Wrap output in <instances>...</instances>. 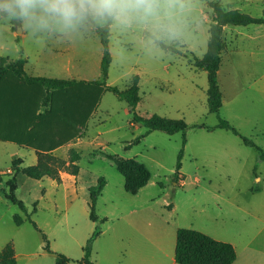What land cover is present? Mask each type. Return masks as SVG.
I'll return each instance as SVG.
<instances>
[{
	"label": "rangeland",
	"instance_id": "374dc122",
	"mask_svg": "<svg viewBox=\"0 0 264 264\" xmlns=\"http://www.w3.org/2000/svg\"><path fill=\"white\" fill-rule=\"evenodd\" d=\"M209 1L264 17V0H184L183 8L176 6L163 18L164 29L112 22L106 83L123 90L138 76L141 100L133 108L106 91L81 141L58 152L64 167L57 179L19 173L15 194L25 213L7 199L6 182L16 158L28 167L38 157L0 140V252L11 243L17 264H55L56 253L68 257L69 264H81L98 231L91 243L95 264H170L177 230L191 228L231 243L237 252L233 264H264V160L239 136L217 127L226 120L264 150V24L224 28L226 47L218 70L223 104L211 113L208 73L192 63L208 49L214 24ZM98 27L64 37L63 43L34 42L16 36L15 29L0 28V56L23 57L27 71L38 76L101 81ZM155 39L179 52L165 51ZM135 113L183 120L188 128L173 135L146 134L142 123L133 122ZM117 159H137L150 171L137 194L125 190ZM74 164L78 170L71 174ZM100 178L106 184L93 221L90 189ZM15 215L22 216V225L15 224Z\"/></svg>",
	"mask_w": 264,
	"mask_h": 264
},
{
	"label": "trees",
	"instance_id": "16d2710c",
	"mask_svg": "<svg viewBox=\"0 0 264 264\" xmlns=\"http://www.w3.org/2000/svg\"><path fill=\"white\" fill-rule=\"evenodd\" d=\"M208 1V0H207ZM213 9L214 24L210 29L208 49L202 59L193 58V64L208 73V107L209 112L218 113L222 107V93L218 81V70L222 63V55L225 50L224 28L228 25L249 26L252 24H264V17H253L242 14L237 10H226L219 3L209 1ZM112 21L105 26H99L97 31L100 36L103 48V57L101 61L102 80H66L52 79L47 77H33L25 71L27 60L23 57L10 59L0 56V113H4L2 118L7 119L11 114L12 121L16 126L27 125L29 127L37 126L46 118H54L56 114L61 116L63 122L64 137L57 142L56 146L44 147L37 146L31 141L21 138L18 135L5 137L0 135V140L15 143L17 145L34 149L38 154V163L36 165L21 167L22 158H16L12 162V177L6 182L8 192L5 195L9 201L19 206L25 213L27 208L23 201L16 197L18 188L17 175L23 173L33 179H42L50 177L57 179L60 169L64 167V161H61L50 152L58 147L66 145L71 141L82 138L88 129L89 122L94 116L103 94L106 91L113 93L117 98L126 102L129 106L135 108L141 97L139 95V77L134 76L131 84L126 89H119L116 86L108 85L106 79L108 70L112 61L109 50L110 27ZM158 46L167 52L178 53L175 45H167L161 40L155 39ZM8 87L14 88V93L7 91ZM14 95V96H13ZM14 97V98H13ZM39 99L37 105L32 103L33 99ZM24 100L27 104H22ZM49 106V109L41 113L43 108ZM39 113V114H37ZM48 114V116H46ZM134 123H142L147 133L155 130L163 131L168 135L187 130L188 126L183 120L167 119L158 115L143 117L137 113L134 114ZM218 128L229 130L239 136L243 143L259 152L261 160H264V150L261 149L253 140L240 134L228 121L221 119ZM186 139H183V146ZM183 150L180 151L177 169L181 168V157ZM79 158V157H78ZM74 159L73 163L78 160ZM51 162L57 164L52 165ZM74 170L71 174H76L78 167L74 164ZM118 172L122 174L125 180V190L130 194H137L145 187L150 179V171L137 159L116 161ZM179 174L178 172L176 173ZM2 178L0 175V182ZM106 184L104 178H100L98 186L90 189V218L96 221L95 212L96 199L102 193ZM105 220V219H104ZM16 225H22L24 219L20 215L14 216ZM35 228L41 231L37 224L32 221ZM98 235V231L88 241L84 249V258L81 264H95L91 261V243ZM47 242V237L44 235ZM45 249L50 251L49 245ZM237 259L235 247L226 241L217 240L201 231L191 228H179L176 233L175 262L177 264H233ZM70 259L61 253H56L55 264H69ZM0 264H17L15 250L11 243L7 244L0 252Z\"/></svg>",
	"mask_w": 264,
	"mask_h": 264
},
{
	"label": "clouds",
	"instance_id": "9594fccd",
	"mask_svg": "<svg viewBox=\"0 0 264 264\" xmlns=\"http://www.w3.org/2000/svg\"><path fill=\"white\" fill-rule=\"evenodd\" d=\"M184 0H0V28L34 42L86 33L109 21L164 29L162 20Z\"/></svg>",
	"mask_w": 264,
	"mask_h": 264
},
{
	"label": "crops",
	"instance_id": "0c3cea01",
	"mask_svg": "<svg viewBox=\"0 0 264 264\" xmlns=\"http://www.w3.org/2000/svg\"><path fill=\"white\" fill-rule=\"evenodd\" d=\"M26 65H27V63L25 64V71L27 72L28 75L33 76V77H45V76H38V75H34L32 73H29L27 71V69H26ZM47 78H50V77H47ZM52 79L86 80V81H90V80H87V79H75V78H52ZM7 91L10 94V93H14L15 90H14L13 87H8ZM39 102H40V100L38 98L37 99L34 98L32 100V103L34 105L39 104ZM21 103L22 104H27L28 102L27 101L24 102V100H23ZM48 109H49V106H47L46 108H43L39 112L44 113ZM3 114L4 113H2V114L0 113V135L1 136L12 137L14 135H18L19 134V137L27 139V140L31 141L33 144H35L37 146H44V147L56 146L57 142L64 137L63 125H62L63 120H62L61 116H59V114H56L54 116V118H46L45 120H42L35 127H29L27 125L16 126V125H14L13 121L11 120L12 117H14V115L10 114L7 117V119H5V118H2ZM37 114H39V113H37ZM46 116H48V114ZM80 141H81V138H78V139H76L74 141H71L70 143H68L66 145H63L61 147H58L57 149H54L50 153L57 157V156H59L58 152L62 148L67 147V146L71 147V146H73V144L75 142H80ZM9 143H11V142H9ZM13 144H15V143H13ZM21 147H23V146H21ZM25 148H27V147H25ZM31 150H33L36 153L37 157H38L37 152L34 149H31ZM15 257H16V254H15ZM170 264H177L175 262V255H174V260H172L170 262Z\"/></svg>",
	"mask_w": 264,
	"mask_h": 264
}]
</instances>
